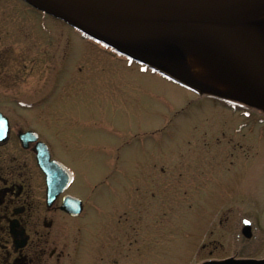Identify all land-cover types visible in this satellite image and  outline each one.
Returning <instances> with one entry per match:
<instances>
[{
	"label": "rangeland",
	"instance_id": "1",
	"mask_svg": "<svg viewBox=\"0 0 264 264\" xmlns=\"http://www.w3.org/2000/svg\"><path fill=\"white\" fill-rule=\"evenodd\" d=\"M35 12L19 0H0V109L6 112L15 100L8 91L39 102L23 119L73 171V193L87 201L84 217L68 222L86 242L83 256L99 242L112 264H196L233 256L243 237L235 226L228 242L226 229L232 228L219 223L228 210L231 221H253L257 238L248 253L264 256V114L241 116L229 103L202 100L110 57L63 22L44 19L45 28ZM48 36L58 70L6 92L9 48L42 44ZM10 114L25 127L18 112ZM213 223L219 227L210 237ZM136 236L138 252L126 253V241L136 245ZM215 239L231 248L208 246ZM201 244L207 247L198 258Z\"/></svg>",
	"mask_w": 264,
	"mask_h": 264
},
{
	"label": "water",
	"instance_id": "2",
	"mask_svg": "<svg viewBox=\"0 0 264 264\" xmlns=\"http://www.w3.org/2000/svg\"><path fill=\"white\" fill-rule=\"evenodd\" d=\"M23 1L189 88L233 97L264 110V35L252 34L249 29L264 19V0ZM185 40L201 43L226 68L228 65L232 73L227 69L215 80L238 89L244 98L223 94L183 74ZM9 131L8 119L0 113V142L8 139ZM20 138L23 142L37 139L36 134L29 133ZM37 150L38 164L47 177L49 198L55 199L71 183L72 174L61 163L51 161L44 144H38ZM71 200L76 210H69L70 204L64 209L76 214L82 203L75 198ZM239 264H264V261Z\"/></svg>",
	"mask_w": 264,
	"mask_h": 264
},
{
	"label": "flooded vegetation",
	"instance_id": "3",
	"mask_svg": "<svg viewBox=\"0 0 264 264\" xmlns=\"http://www.w3.org/2000/svg\"><path fill=\"white\" fill-rule=\"evenodd\" d=\"M51 46L52 44H41L40 56L37 60L29 58L17 62L11 60L10 54L6 63L13 62L10 66H19V76L21 77L31 76L39 79L50 77L55 71V67H52L54 52L49 53ZM26 48L25 46L18 49L11 46L9 52L20 50L25 52L24 56L32 55V50H26ZM39 61L43 63L42 67L37 70ZM17 126L18 124L13 125L12 131L21 130ZM14 141L13 144L11 134L7 143L0 144V264H64L66 260L68 264H73L76 259L74 255H77L82 249L75 234L76 227L73 224H68L70 220L75 221L76 218L62 210L64 194L49 205L45 178L35 160L36 143H31L24 148L19 138ZM11 143L14 146L8 148ZM232 221L228 218L220 221V225L226 226L223 222H227L228 226L226 227L233 229H226L229 243H232V235L237 231L235 226L241 227V235L245 226L250 225L253 228V236L250 239L243 237V242L237 243L238 245L233 247L237 253L239 252L238 254L247 253L257 238L255 226L241 219ZM213 227L210 236H214L215 230L219 226L214 224ZM229 243L226 244L223 240L220 242L215 239L210 241L208 246L213 245L215 249L225 250L227 246L231 248ZM134 244V241L126 244V251L135 250ZM262 246L261 250L264 249ZM206 247L207 245H203L202 250ZM103 248L104 243L99 242L94 250L88 252L92 264H106ZM229 257H234L237 260L264 259V256H253L256 258H252L242 255L223 258Z\"/></svg>",
	"mask_w": 264,
	"mask_h": 264
},
{
	"label": "bare ground",
	"instance_id": "4",
	"mask_svg": "<svg viewBox=\"0 0 264 264\" xmlns=\"http://www.w3.org/2000/svg\"><path fill=\"white\" fill-rule=\"evenodd\" d=\"M249 29H251L252 34L260 32L264 35V19ZM253 44L257 45L255 42ZM185 48L186 56L184 62L186 70L183 74L189 75L198 82L210 86L223 94L244 98L243 93L238 89L220 84L215 80V77L224 73L225 70L228 69L231 73L232 71L228 65L226 68L213 52L201 43L192 40H185Z\"/></svg>",
	"mask_w": 264,
	"mask_h": 264
}]
</instances>
